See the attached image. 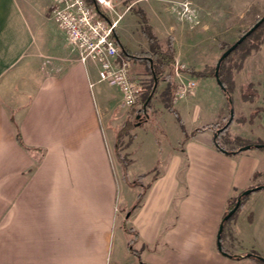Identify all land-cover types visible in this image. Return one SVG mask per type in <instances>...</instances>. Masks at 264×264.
Returning <instances> with one entry per match:
<instances>
[{
    "label": "crops",
    "instance_id": "crops-1",
    "mask_svg": "<svg viewBox=\"0 0 264 264\" xmlns=\"http://www.w3.org/2000/svg\"><path fill=\"white\" fill-rule=\"evenodd\" d=\"M42 2L0 0V264H264V188L228 220L229 231L228 221L223 224L232 199L264 187V149L227 153L216 146L213 130H198L230 117L216 78L189 71L175 77L176 83L196 82L193 94L174 102L189 128L178 127L153 143L148 167L135 158L137 129L156 108L162 116L169 109L151 103L149 116L132 126L125 176L147 182L143 189L131 185L113 151L125 120L112 119L123 116L120 89L104 82L95 91L102 83L96 66L69 52L60 28L46 33L57 55L47 72L40 70L41 59L27 58L42 20L39 16L36 23V13L42 16L46 8ZM51 4L47 0L50 13ZM173 41L183 69L212 66L213 57L210 62L195 57L201 41L188 44L189 54ZM28 60L36 67L29 79L22 78ZM234 80L230 135L264 142V43L244 60ZM250 85L256 88L253 101L243 98V87ZM207 95L212 99L203 101ZM256 107L261 111L253 121H240ZM258 201L260 212L254 206ZM132 239L138 255L130 249Z\"/></svg>",
    "mask_w": 264,
    "mask_h": 264
},
{
    "label": "rangeland",
    "instance_id": "rangeland-1",
    "mask_svg": "<svg viewBox=\"0 0 264 264\" xmlns=\"http://www.w3.org/2000/svg\"><path fill=\"white\" fill-rule=\"evenodd\" d=\"M30 1L32 2L34 0H28V3ZM115 2L118 3L117 7L119 12L124 15L120 20L118 30L120 34V41L126 49L133 53L150 50L148 39L143 32L144 22L142 21L140 14H138L139 12H144L148 18V24L153 25V32L155 31L157 41L160 43L162 48H166L167 39L169 37H173L175 38L177 45L180 46L183 51L185 50V53L189 54L188 52L192 47L188 44L194 40L198 42L201 41L198 46H195L196 59H202L204 62H210L211 57H213V60L211 61L212 66H207L206 68L216 66L221 55L231 45L238 41L239 38L242 37L248 30H250L258 19L264 16V0H196V3H194L193 0H122L123 3H119L118 0H115ZM42 3L43 4L40 5L44 7L46 5V8L43 9L44 11H41L42 16L39 12L36 13V23L40 21L39 16L42 17V20L41 23H37L38 27H35L34 25V32L37 37L34 42V46L32 47L33 51L31 49V51L28 52L27 58L31 59L32 56V59H34V57L41 59L40 70L47 72V67L51 64L50 62L57 60V55L53 51L51 45L47 43L45 39L46 33L48 29H52L53 32L56 31V28L59 29V26L57 27L51 19V13L47 10V0H43ZM128 7L131 8L127 10ZM193 30L196 31V36L191 34V31ZM67 47L69 52L77 58L78 54L71 47V45L69 44ZM241 53L242 50L238 49V52L233 53L226 62L227 72L232 69L234 76L236 72L240 71L236 68V65L241 62ZM61 60L64 61L63 59ZM131 61L133 65V75L144 80L145 85L147 86V91L142 99V101H145V98L149 95L148 93H150V85L152 84V75L150 74L149 65L147 61L143 59H133ZM34 62L35 60H28V71L22 76V78H25L26 76L27 79L30 78V74H32L36 68L33 65ZM105 85L106 84H104V82L95 85V91ZM166 85L167 82L164 80L160 82L158 89L159 94L157 96L154 95L155 97L151 100L150 105L152 103L153 107H155L157 103H162L160 93ZM244 93L252 96V99L250 98L248 101H253L256 96L255 86L243 87V94ZM202 99L204 101L212 98L207 95ZM202 99H200V103H202ZM140 104L134 107L125 106L123 116L121 114H118L119 116L115 114L112 119L116 121H123L125 117L122 127L128 120L131 121L133 125L137 122H141L143 118L136 119V114L138 113L139 108H142ZM260 111L261 107H256L250 116L241 117L240 121H253ZM153 114L148 121L138 127L135 137V158L138 159L139 163H141L143 167H148L149 161L150 163L153 161V159L148 160L146 158L147 152L151 151L150 149L153 146V143L154 145H157L160 141H162V139H168L171 134L178 130V127L183 130L182 124L174 112L168 110L167 114L162 116L156 108L155 111L153 110ZM228 119L229 114L220 122L221 125H224ZM182 122L187 130V128H189L188 123L186 121L184 122L183 119ZM124 131L127 132L126 130ZM130 134L131 131L127 134L124 133L117 136L116 144L113 146V151L118 162H120L123 167V179L131 185L142 186L143 189L147 182V180H143V176L136 177L132 182L126 179L125 176V169L127 165L130 164V158L126 153V148L131 139L130 136H128ZM237 138L241 137H232L228 130L222 137V142L227 148H237L239 146V142L236 141ZM243 140L246 141V139ZM256 193H258V191L245 196L243 202L245 201L250 204V201L247 200L248 197L252 200V197H257L252 196ZM237 199V197L234 198L235 201ZM258 205H261V202H254L256 209H258ZM251 211L253 212V210ZM236 214H238V212ZM253 214L254 213L250 214L248 220H252L254 216ZM230 221H228L225 225L226 231L230 230ZM261 222H263L261 226H264V212L261 213Z\"/></svg>",
    "mask_w": 264,
    "mask_h": 264
},
{
    "label": "built area",
    "instance_id": "built-area-1",
    "mask_svg": "<svg viewBox=\"0 0 264 264\" xmlns=\"http://www.w3.org/2000/svg\"><path fill=\"white\" fill-rule=\"evenodd\" d=\"M51 1V18L66 33L79 60L85 65L93 63L96 66L100 82L120 89L124 106L134 107L141 103L136 119L149 116L148 103L154 93L150 95L152 99L148 101L149 96L142 101L147 86L144 80L133 75L132 61L126 56L118 36V26L124 15L114 0ZM180 68L176 63L175 77L180 75ZM195 89V81L180 80L175 100L193 94Z\"/></svg>",
    "mask_w": 264,
    "mask_h": 264
},
{
    "label": "trees",
    "instance_id": "trees-1",
    "mask_svg": "<svg viewBox=\"0 0 264 264\" xmlns=\"http://www.w3.org/2000/svg\"><path fill=\"white\" fill-rule=\"evenodd\" d=\"M138 14H140V17H141L142 21L144 22L143 32H144L146 38L148 39V42L150 45V50L149 51H141L138 53H133L130 50L125 48L126 56L131 60H133V59L146 60L148 65H149L150 74L152 75V84L150 85V93H148L149 95L147 94L148 96H147V98H145V101L148 99V97L153 92L154 85H155L156 81H157V88L154 91V95L158 92L160 82L162 80L167 82L166 87L160 93L161 102L170 111H172L176 114L177 118L179 119V121L182 124L184 132H186V129H185V126L182 122L181 116L179 115L177 109L174 107L175 95H176V91H177V83L175 82V79H174L176 59H175V48H174L173 37H169L167 39V47L162 48L160 43L157 41V37L153 32L152 26L150 24H148V18L146 16V14L144 12L143 13L139 12ZM263 43H264V21L249 36H247V38L245 40H243L221 62V65H220V68L218 71V75H219V78L221 80L220 87L224 91V94L228 100V107H229L230 111L234 108L233 92L235 89V80H234V74L232 72V69L229 72H227L228 70L226 69V62L233 53L238 52V49L242 50V53L240 55L241 62L238 65H236V68L238 70H241L243 67L244 60L253 51H258ZM180 70L181 71H189L190 73H192L193 75H196L198 77H216V66H214L212 68L211 67L205 68L201 71H196L194 69H183V68L182 69L180 68ZM252 86L253 85H250L249 87H252ZM243 98L245 100H249L250 98L252 99V96L244 93ZM150 102H151V100H150ZM150 102L148 103V106L150 105ZM229 119H230V117H229ZM229 119L227 120V122L224 125H221V123L218 122V123H214V124L205 125L203 127L198 128V130L210 129V130H213L214 133H218V136L215 138V144L220 150L227 152V153L241 152L242 151L241 149L244 146H249V149H252V148L264 149V142L262 140H259L256 142H251L248 140L245 141L242 138L236 139V141L239 142V146L237 148H227L224 145V143L222 142V137L226 134V132L229 129L230 124L232 123L231 122L229 125H227ZM132 126H133V123L128 120L125 123V125L122 127V129L119 131L118 136H120L124 133L127 134L131 130ZM222 128H223V130L219 132V130ZM124 130H126L127 132H125ZM17 139H18L20 144H23L19 129L17 130ZM226 142L229 143L228 141H226ZM255 191H257V190H255ZM142 196H143V194H140L138 199L141 200ZM245 196H248V195L244 194V192L240 195V198L242 199V201H241V204H240L239 208L237 209V211L242 206L243 199L245 198ZM237 200L236 201L234 199L231 200V202L228 206V211H227V213L224 217V220H223L224 225L228 220L233 218L234 215L237 213V211H236L229 219H226L227 214L236 205ZM138 204H139V202H138ZM130 243H131L130 249L132 250V252L134 254L138 255V252L135 249H133V247H132L133 239L131 240ZM234 256L237 257V255H234ZM248 256H257V255L249 254ZM260 259L262 262H264V260L262 258H260ZM139 264H145V263L143 261H140Z\"/></svg>",
    "mask_w": 264,
    "mask_h": 264
},
{
    "label": "water",
    "instance_id": "water-1",
    "mask_svg": "<svg viewBox=\"0 0 264 264\" xmlns=\"http://www.w3.org/2000/svg\"><path fill=\"white\" fill-rule=\"evenodd\" d=\"M264 21V16L261 18V19H259L256 23H255V25H253L252 27H251V29L250 30H248L242 37H240L239 38V40L238 41H236L231 47H229L222 55H221V57L219 58V60H218V62H217V65H216V80L218 81V83H219V85H221V80H220V78H219V75H218V71H219V68H220V65H221V62H222V60L223 59H225L243 40H245L246 38H247V36H249L262 22ZM156 88H157V81L155 82V86H154V89H153V92H152V94L154 93V91L156 90ZM151 99V96L149 97V99H148V101ZM145 108H146V106H145ZM233 119H234V109H232L231 110V113H230V119H229V121H228V124L227 125H229L232 121H233ZM223 130V128L222 129H220L219 130V132L220 131H222ZM218 136V133H215V138ZM247 149H249V146H244V147H242V151L243 150H247ZM261 188H263V186H258V187H253V188H250V189H247V190H245L244 191V194H246V195H249V194H251L253 191H255V190H259V189H261ZM241 201H242V199L241 198H239L238 200H237V203H236V205L233 207V209H231L230 211H229V213L227 214V216H226V219H229L236 211H237V209L239 208V206H240V204H241ZM223 228H224V225L222 224V226L220 227V235H219V238H221V233H222V231H223ZM219 248L222 250L223 248H222V243H221V240L219 241ZM263 260H264V258L263 257H261Z\"/></svg>",
    "mask_w": 264,
    "mask_h": 264
}]
</instances>
